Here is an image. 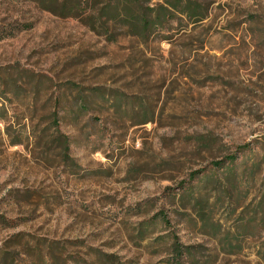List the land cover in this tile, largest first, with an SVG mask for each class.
Masks as SVG:
<instances>
[{"label":"rangeland","instance_id":"obj_1","mask_svg":"<svg viewBox=\"0 0 264 264\" xmlns=\"http://www.w3.org/2000/svg\"><path fill=\"white\" fill-rule=\"evenodd\" d=\"M0 264H264V0H0Z\"/></svg>","mask_w":264,"mask_h":264},{"label":"trees","instance_id":"obj_2","mask_svg":"<svg viewBox=\"0 0 264 264\" xmlns=\"http://www.w3.org/2000/svg\"><path fill=\"white\" fill-rule=\"evenodd\" d=\"M156 11L155 13V17H154V21L155 22H160L162 19H165L168 17V11L167 9H165L164 7H159V9H155L153 10V12ZM63 138V137H62ZM63 148H64V152L67 153L69 151V143L67 142V138H63ZM245 148H247V146H242L237 148L238 152L244 150ZM237 153L234 152L233 154L229 155L226 159V161L231 165L235 162L236 158H237ZM220 163H217L216 166H219ZM173 246V250L175 252V254L180 258L183 255V248L181 247V245L175 241V239L173 240L172 243Z\"/></svg>","mask_w":264,"mask_h":264}]
</instances>
